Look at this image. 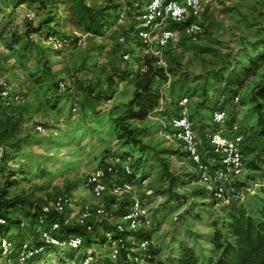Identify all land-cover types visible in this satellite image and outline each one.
<instances>
[{"label":"rangeland","instance_id":"1","mask_svg":"<svg viewBox=\"0 0 264 264\" xmlns=\"http://www.w3.org/2000/svg\"><path fill=\"white\" fill-rule=\"evenodd\" d=\"M13 1L0 0V78L8 82L13 97L20 99L0 112V118L19 123L15 139L21 142V152L11 167L16 174L20 169L27 172L23 178L16 176L17 183L9 189V195L24 197L28 203L9 216L27 223L31 205L66 195L71 199L67 210L71 217L84 204L108 210L107 215L92 218L98 234H103L106 223L113 226L120 221L113 212L129 204L131 195L108 192L95 197L86 179L112 153L131 152L134 158L143 155L148 162V178L136 182L135 191L152 219L149 249L158 248L160 259H166L188 245L203 258L213 257L211 237L226 220L227 212L224 203L205 190L194 164L173 138L171 117L162 114L166 108L144 120L129 122L141 132L140 146L123 147L120 131L115 128L116 113L135 90L134 78L124 77L137 71L142 48L135 30L148 0H87L111 8L110 25L101 36L76 31L64 11L68 4L55 3L50 7L55 17L50 31L64 35L66 40L60 44L50 40L48 32L36 34L31 30L45 11L36 4L17 6ZM199 20L203 24L200 34L187 37L178 30L177 38L163 52L165 62L171 52L169 60L177 70L167 73L162 91L170 98L173 95L171 100L178 104L184 97L189 99L190 117L203 154L208 134L215 130L214 106L219 100L227 102L228 124L238 123L244 133L246 173L238 184L247 183L264 168V123L252 100L264 79V61L250 62L253 56L264 53V0L205 3ZM121 36L126 37L125 44L118 41ZM79 38L83 39L81 44H77ZM126 52L132 54L130 60L124 58ZM244 69L249 72L239 84L227 83L233 72L242 73ZM59 81L67 84L63 92H56ZM232 90H237L234 98ZM38 125L45 131H39ZM2 154L0 145V159ZM17 162L19 166L14 164ZM6 173L0 169V187ZM237 185H233L234 191ZM259 198H264V192ZM257 200L250 197L246 204L253 208ZM12 231L22 234L26 241L37 238L29 228ZM109 246L99 240L70 258L62 256L58 261L55 255L44 254L39 260L44 264H84L83 256L88 252L94 256L92 264H106L111 257Z\"/></svg>","mask_w":264,"mask_h":264},{"label":"trees","instance_id":"2","mask_svg":"<svg viewBox=\"0 0 264 264\" xmlns=\"http://www.w3.org/2000/svg\"><path fill=\"white\" fill-rule=\"evenodd\" d=\"M13 2L17 4V6L25 3L31 5L36 4L41 12L45 11V15L42 16L37 27L31 29L35 31L36 34L48 32L47 34L53 35L50 30L52 29V23H54L55 17H53L54 15H52V9L50 7L59 2L68 4L64 9L65 14L73 23L75 30L81 33L101 36L110 25V20L112 18L108 13L109 9H111L110 7L92 5L87 0H14ZM189 21L188 19L186 22L173 23L171 27L183 32L184 27ZM131 31L134 30L131 29ZM54 36H56L60 42L66 40V38H63L64 35L59 34ZM186 36L188 37V35ZM25 47L26 46H24V48ZM195 47L201 51L207 50L199 46ZM169 53L171 52H168V58L165 57L166 65H158L156 57H146L145 64L147 65V70L145 72L137 70L132 73H127V77H124L126 79L129 77L134 78L132 82L135 90L130 100L123 105V109L115 115L114 124L115 128L120 131L118 138L122 140L123 147L141 145L139 138L141 132H137L136 129L132 128L129 122L134 120L141 121L151 114H156L154 109L159 105L163 92L162 85L168 78L167 73L173 74L177 70L173 64H171V60H169V56L171 55ZM256 61H264V53H258V55L250 58V62ZM248 72V69H244L242 73L233 72L227 83L229 85L239 84L240 79L244 78ZM217 78H220V76ZM58 91L62 92L59 90V86L58 90L56 89V92ZM172 91L174 92L175 89L173 88ZM231 93L235 94L231 97L234 98V96L237 95V90H232ZM58 96H60V94H58ZM172 96L173 95H171V98ZM171 98L167 95L166 109L162 114L172 118L178 115L180 106L177 101H173ZM252 100L257 103L256 109L260 112V122L263 124L264 114L261 113V107L264 105V79L256 89ZM226 103V101H217L213 110L225 109ZM6 108V106L0 104V112H4ZM18 128L19 123H14L11 118L6 117L5 120L0 118V145H3L0 169L3 170L4 173L7 172L5 182L2 187H0V218L5 220L3 223L0 222V238L6 237L16 249H19L24 242H28L31 245L38 244L40 242V230L49 227L52 222L60 220L61 225L59 234L62 239L67 240L70 236L75 234L83 236V244L80 249L84 246H91L92 243L99 240L102 244L110 245L111 257L106 264H264V198H259L260 192H264V168H262L261 171L259 170V174L254 178L251 177L252 179L249 181L259 184V188L254 193L244 192L242 193L244 194L242 199L238 197L224 204L227 212L226 220L223 221L221 227H216L211 237V243L214 246L213 257L203 258L196 253L194 248L188 245H182L178 253L166 259H160V250L158 248L152 247L149 249L151 244V226H139L136 229H131L129 223H126L123 231H117V223L113 226H109L108 223H106L104 233L98 234L97 227L94 225L92 219L85 227L75 223L66 225L57 214L44 213L41 209L42 205L30 206L28 209L29 216L25 218V220H28L27 223L23 220L15 221L14 218L10 217L9 215L12 210L15 211L18 207H25L26 203H28L27 199L24 197L9 195V189L15 187L17 183V179H15L16 176L23 178L27 172L25 169H20L19 173L16 174L15 170L11 167V162H15L17 154L19 155L21 152V142L15 139ZM141 150L144 151V146ZM130 153L131 152L112 153L109 159L99 166L100 169L104 170L105 177L110 178L114 173L119 177L125 176L121 166L112 163V158L118 156L123 161H128L131 168V174L127 176L128 179L135 183H142L143 180H146L148 178V174L145 171V166L148 164L147 159L143 155L134 158L133 154ZM14 164L19 166L20 162ZM164 169H167L166 165H164ZM249 182L238 184L237 192L241 194L240 192L245 186L249 185ZM250 197L254 200L258 199L253 208H249L246 204ZM129 206L130 203L120 205L113 214L121 219L127 214ZM16 227L18 229L29 228L35 231L37 238L35 240L26 241L22 237V234L16 235L12 233V229ZM107 233H111L113 240H121L125 243V247L119 250L116 259L112 258V241L108 238ZM146 241H148L149 244L147 248H144L142 244ZM47 250V256L53 254L58 261L62 256L64 258H70L78 251L69 246L49 248ZM43 255L32 259L28 264H44L39 260V258L42 259L41 257H43ZM90 256L92 259L94 258L92 254L87 252L83 256V262ZM136 258L139 259L138 262H136ZM37 261L38 263H36ZM0 264L5 263L0 261Z\"/></svg>","mask_w":264,"mask_h":264},{"label":"built area","instance_id":"3","mask_svg":"<svg viewBox=\"0 0 264 264\" xmlns=\"http://www.w3.org/2000/svg\"><path fill=\"white\" fill-rule=\"evenodd\" d=\"M217 1L219 0H148L140 14V21L135 30V35L142 48V53L138 57L137 70L145 72L147 70L145 58L151 56L157 58L158 65H166L163 52L178 36V30L171 27V25L186 22L189 19L190 21L187 22L183 32L188 36L200 34L203 30V24L199 17L204 4ZM49 39L60 44V41L54 35H50ZM118 41L125 44L126 37L121 36ZM82 42L83 39L79 38L77 44ZM131 57L130 52L124 54L126 60H130ZM167 75L169 76V74ZM58 86L62 92L67 88L64 81H59ZM19 99V96L13 97L8 82L0 78V104L9 107L12 105L13 100ZM239 99V96H237L236 100ZM166 100L167 95L162 92L159 105L154 109L155 113L164 110ZM188 102L187 97L181 99L178 115L171 118L173 138L181 145L189 160L194 164L195 172L197 176L199 174L205 190L214 199L224 204L238 197L242 199L244 197L242 193L244 192L254 193L259 188V184L253 181L242 189L241 194L237 192V189L234 191L233 185H237L246 173L243 153L244 133L240 129V125L238 123L228 124L226 109L213 110L212 120L216 128L208 134V149L203 154L194 131ZM74 110H76V107H74ZM37 129L41 132L45 131L43 125H38ZM112 163L120 165L125 176L119 177L114 173L112 177L106 178L104 170L97 168L88 175L86 179L87 188L95 197H101L108 192L118 196L131 195L127 214L116 224L117 231H123L126 223H129L131 229H136L139 226H151L150 212L146 209L140 195L136 193L135 182L127 178L131 174L128 161H123L120 157L115 156L112 158ZM70 200L66 195H59L52 202L42 204L41 209L44 213L57 214L66 225L75 223L83 227L87 226L94 216L108 214V210L103 206L92 207L89 204H84L75 217H71L67 212ZM4 221L0 218L1 223ZM60 225V220L52 222L49 227L40 230V242L38 244L31 245L24 242L19 249H16L6 237H1L0 261L5 264H28L32 259L46 254L49 248L69 246L72 249L79 250L83 244V236L75 234L64 240L59 234ZM107 236L112 241V258L116 259L119 250L125 247V243L121 240H113L111 233H107ZM148 244L149 242L146 241L142 246L147 248ZM91 261L92 257L90 256L84 260V264H90ZM138 261L139 259L136 258V262Z\"/></svg>","mask_w":264,"mask_h":264}]
</instances>
